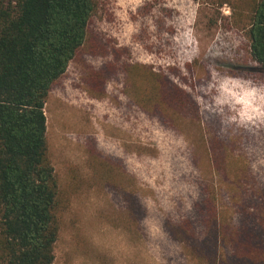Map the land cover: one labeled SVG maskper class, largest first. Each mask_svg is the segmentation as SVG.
I'll list each match as a JSON object with an SVG mask.
<instances>
[{"label": "rangeland", "instance_id": "obj_1", "mask_svg": "<svg viewBox=\"0 0 264 264\" xmlns=\"http://www.w3.org/2000/svg\"><path fill=\"white\" fill-rule=\"evenodd\" d=\"M257 1L93 0L44 104L64 202L52 264H235L245 228L264 253Z\"/></svg>", "mask_w": 264, "mask_h": 264}, {"label": "trees", "instance_id": "obj_2", "mask_svg": "<svg viewBox=\"0 0 264 264\" xmlns=\"http://www.w3.org/2000/svg\"><path fill=\"white\" fill-rule=\"evenodd\" d=\"M93 11V0H0V264L54 261L64 202L48 156L44 104L82 47ZM246 35L264 69V0L254 5ZM246 230H238L240 243L253 254L235 264H264Z\"/></svg>", "mask_w": 264, "mask_h": 264}]
</instances>
